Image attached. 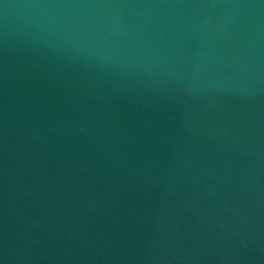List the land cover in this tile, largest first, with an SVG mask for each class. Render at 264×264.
Listing matches in <instances>:
<instances>
[{"label": "water", "instance_id": "obj_1", "mask_svg": "<svg viewBox=\"0 0 264 264\" xmlns=\"http://www.w3.org/2000/svg\"><path fill=\"white\" fill-rule=\"evenodd\" d=\"M0 264H264V0H0Z\"/></svg>", "mask_w": 264, "mask_h": 264}]
</instances>
